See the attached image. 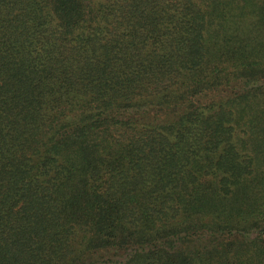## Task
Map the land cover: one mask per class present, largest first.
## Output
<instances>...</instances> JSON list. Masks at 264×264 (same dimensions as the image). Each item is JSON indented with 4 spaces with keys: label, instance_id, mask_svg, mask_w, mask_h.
<instances>
[{
    "label": "trees",
    "instance_id": "16d2710c",
    "mask_svg": "<svg viewBox=\"0 0 264 264\" xmlns=\"http://www.w3.org/2000/svg\"><path fill=\"white\" fill-rule=\"evenodd\" d=\"M0 264H264V0H0Z\"/></svg>",
    "mask_w": 264,
    "mask_h": 264
}]
</instances>
